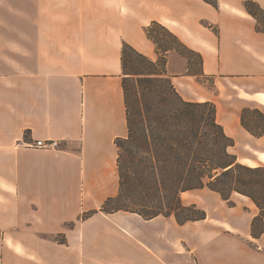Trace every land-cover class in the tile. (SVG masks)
Here are the masks:
<instances>
[{
    "label": "crops",
    "instance_id": "obj_1",
    "mask_svg": "<svg viewBox=\"0 0 264 264\" xmlns=\"http://www.w3.org/2000/svg\"><path fill=\"white\" fill-rule=\"evenodd\" d=\"M152 21L212 81L175 70L187 61L169 51L179 94L213 102L237 161L264 166V135L240 121L244 106L264 113V33L243 0H0V264H264L260 210L236 192L232 204L208 187L181 192L205 211L184 223L100 210L118 192L115 140L127 133L122 45L155 59ZM39 139L56 144L29 145Z\"/></svg>",
    "mask_w": 264,
    "mask_h": 264
},
{
    "label": "trees",
    "instance_id": "obj_2",
    "mask_svg": "<svg viewBox=\"0 0 264 264\" xmlns=\"http://www.w3.org/2000/svg\"><path fill=\"white\" fill-rule=\"evenodd\" d=\"M204 1L217 7L218 0ZM244 6L256 19V29L264 33L261 7L252 0H245ZM145 33L155 44V59L122 45L127 133L115 140L118 192L100 210L131 211L146 219L173 215L178 223L203 219L205 211L195 204L184 205L181 192L208 187L229 204L234 192L250 198L260 210L251 225L252 235L258 236L264 232V166L238 162L229 150L234 140L216 119L215 104L185 100L173 85L167 53L195 54L199 66L188 60L187 72L199 80L201 55L157 21L148 24ZM240 121L251 134L264 135V113L259 108L244 106Z\"/></svg>",
    "mask_w": 264,
    "mask_h": 264
},
{
    "label": "rangeland",
    "instance_id": "obj_3",
    "mask_svg": "<svg viewBox=\"0 0 264 264\" xmlns=\"http://www.w3.org/2000/svg\"><path fill=\"white\" fill-rule=\"evenodd\" d=\"M244 1L245 0H243V6H244ZM253 1V0H252ZM255 2V1H254ZM255 3H257V2H255ZM258 4V3H257ZM259 5V4H258ZM260 6V5H259ZM245 7V6H244ZM261 7V6H260ZM246 9V8H245ZM262 9V8H261ZM246 11H247V9H246ZM262 11H263V9H262ZM248 12V11H247ZM182 52H183V55H181L180 53H177V52H175L176 53V55H177V57H179L182 61H183V58L184 59H186L185 61H190V62H192V64H194V66H196L197 68H198V66H199V64H198V57L195 55V54H193V53H190V52H187V51H183L182 50ZM183 57V58H182ZM187 62H186V65H185V62L183 61V64H181L180 66L179 65H177L176 66V68L174 67V69L175 70H177V71H181V72H187ZM201 79V81H203V83L205 84V85H207V86H211L212 85V81L211 80H207L206 78H200Z\"/></svg>",
    "mask_w": 264,
    "mask_h": 264
},
{
    "label": "built area",
    "instance_id": "obj_4",
    "mask_svg": "<svg viewBox=\"0 0 264 264\" xmlns=\"http://www.w3.org/2000/svg\"><path fill=\"white\" fill-rule=\"evenodd\" d=\"M55 144H56L55 141H44L41 139L35 140V141L29 143L30 146L39 147V148L54 146Z\"/></svg>",
    "mask_w": 264,
    "mask_h": 264
}]
</instances>
